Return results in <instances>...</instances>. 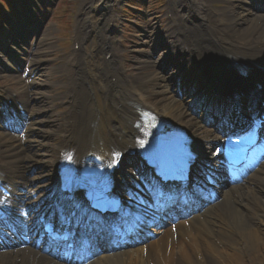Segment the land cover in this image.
Instances as JSON below:
<instances>
[{
	"label": "bare ground",
	"instance_id": "6f19581e",
	"mask_svg": "<svg viewBox=\"0 0 264 264\" xmlns=\"http://www.w3.org/2000/svg\"><path fill=\"white\" fill-rule=\"evenodd\" d=\"M85 2L95 4L93 0H84L83 4ZM122 2L97 0L95 7L106 4L108 11L116 14L114 23L111 25L108 20L102 23L97 11L92 13L93 35L86 42L87 35L79 27V38L76 37L78 49L72 51L64 64L55 68L45 67L48 61L42 56L54 45L48 41L51 33H42L30 64L29 81L18 74L10 75L26 84L22 89L11 92H16L14 100L25 108V115L17 117H23L27 124L23 135L13 136L2 131L5 126L0 123V165L6 169L10 181L16 180L18 196L12 199V203H18L22 208L21 215L25 216L26 228L30 231H38L35 224L31 225L32 216L60 188L54 168L60 151L70 147L69 150L73 149L74 155L79 156L92 151L90 142L101 141L103 147L125 144L132 140L133 121L138 111L151 110L160 118L165 117L187 127L203 160L208 158V140L213 135L215 139L218 137L211 128L214 124L204 125V118L208 114V117H214L213 110L206 111L208 105L217 99L225 102L224 97H217L219 93L222 96L225 93L223 90L218 93L203 76L200 65L189 59L188 50L179 41L182 28L177 26L175 18L171 20L168 34L160 36L165 38L161 46L157 47L148 39L142 41L146 56L135 59L137 73L127 76L114 58L104 60L107 51L117 48L105 36L118 32L120 13L116 8ZM176 2L185 10L190 6L197 11L200 24L187 32L196 39L197 55L208 49L206 42H211L213 49H217L206 57L215 56L229 64L234 63L232 59L254 58L264 51V10L254 8L261 5L260 9H263L264 0H251L250 3L225 0V10L210 9L206 0ZM26 20L11 22L16 33L10 39L17 40L14 46L0 45V71L6 68L17 70L16 66L23 60L25 38L20 30L26 27ZM32 25L35 30L39 26L36 21ZM5 55L8 58H4ZM145 66H153L154 72L141 73L140 69ZM54 73L66 74L70 81L62 94L50 91L55 86L64 85L49 79ZM255 76L254 73L252 78ZM226 77L228 82L232 81ZM179 92H182L180 96ZM58 105L66 106L64 114H56ZM216 118L217 115L214 120ZM79 131L83 139L77 148L75 135ZM257 159L252 157L248 161L254 167L247 180L223 188L217 200L198 213L189 214L188 220L177 223L174 231L164 228L156 232L159 234L152 240L103 252L86 264H264V160L258 164ZM129 170L133 168L126 164L121 171L122 176ZM133 195L131 193L123 205L127 212L136 211L130 199ZM148 199H154V196L151 194ZM151 208L154 209L155 204ZM0 264L62 263L39 248H4L0 244Z\"/></svg>",
	"mask_w": 264,
	"mask_h": 264
},
{
	"label": "rangeland",
	"instance_id": "374dc122",
	"mask_svg": "<svg viewBox=\"0 0 264 264\" xmlns=\"http://www.w3.org/2000/svg\"><path fill=\"white\" fill-rule=\"evenodd\" d=\"M38 1L41 0H21L13 4L10 2V5L6 6L5 9L1 10L0 8V45H3L1 41L5 42L6 46L16 43L15 38L12 41L10 38L7 39L9 35L14 36L16 32L11 22H20L22 18H27L25 25L27 26L28 32L31 31L29 23L31 20L39 18L40 23L42 22L38 29L39 33L33 36V32H30L29 36L26 35L24 41V60L20 68L27 74L31 70L30 62L36 53V48L40 43L42 33H51L52 37L48 41L54 45L50 51L47 50V54L42 56L43 59H47L48 61L45 67L50 66L55 68L68 61V57L74 49L72 41L73 25L80 18L83 19L82 17L85 14L84 0H51L50 6L47 9L38 3ZM126 2L130 6L126 5ZM136 4L137 8L133 6ZM206 4L210 9L217 8V10H225L227 8L225 0H207ZM166 6L167 3L165 0H123L122 5L117 8L120 13V22L118 21L117 34L112 35L111 38H113V41L118 46V55L121 57V63L126 68L128 74L138 72L134 60L144 57L143 52L137 51L139 48L138 45L144 39L143 37L150 28L153 26L160 34L165 33L168 29V19L165 16ZM94 10L93 12H95ZM100 12L101 10H99ZM132 15L134 16L133 18L131 17ZM135 15L140 16H137V19H135ZM28 20L29 22H27ZM23 31L24 29L21 30V32ZM140 71L141 73H150L154 71V68L149 67L140 69ZM43 78L45 79V76ZM49 79L55 83H64L63 86H55L50 90L52 93L62 94L66 91L67 87L65 84L68 81L66 74L54 73L53 77L49 76ZM5 87L18 90V88H22V84L17 82L15 78H10L8 74L2 72L0 76V94H5L2 91ZM65 111L66 106L58 105L55 112L56 114L62 115Z\"/></svg>",
	"mask_w": 264,
	"mask_h": 264
}]
</instances>
